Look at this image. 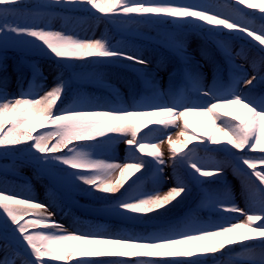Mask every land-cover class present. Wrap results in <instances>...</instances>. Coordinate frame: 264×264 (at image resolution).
I'll return each mask as SVG.
<instances>
[{
	"label": "snow or ice",
	"instance_id": "1",
	"mask_svg": "<svg viewBox=\"0 0 264 264\" xmlns=\"http://www.w3.org/2000/svg\"><path fill=\"white\" fill-rule=\"evenodd\" d=\"M241 5L259 10L264 21V0H232L224 6L211 0H0V159L14 158L31 166L36 179L47 181L44 201L30 190H17L16 184L0 183V264H15L12 257L21 251L27 257L24 264H207L234 247L241 249L239 259L230 258L228 264H264V24L257 27L247 20L256 13ZM57 9L91 12L92 18L123 31L173 25L160 41L168 56L156 64L162 69L166 60L172 62L169 90L159 89L158 73L149 70L152 61L144 48L128 38L113 43L107 36L70 34L67 27L55 30L46 21ZM192 34L203 38L198 56L211 65L210 86L202 83L204 65L196 50L189 51ZM249 37L258 42L253 46L260 53L259 64L252 60L251 75L234 62L228 45L231 38ZM210 41L228 65L227 85ZM9 52L15 55L9 57ZM244 55L243 49L235 53ZM32 56L54 62L58 71L50 88L34 84L46 78ZM121 66L145 85L138 99L133 94L132 103L120 99L118 91L109 100L81 90L84 79L113 87L99 70ZM10 71L19 88L14 94L7 91ZM27 71L32 81L25 89ZM180 76L190 87L177 92L173 81ZM191 117L208 125L203 136L185 135ZM178 120L183 122L178 135L184 139L167 137L174 183L162 190L167 162L152 141L163 140L143 130L163 133ZM120 139L132 162H116L113 145ZM192 141L199 143L190 147ZM198 148L223 152L226 159H202ZM253 152L260 154H249ZM100 155L106 158H95ZM228 166L241 178L245 207L232 197L225 178ZM142 178L151 181L147 191L140 190ZM211 184L219 187H204ZM192 186L203 194L199 207L215 220L200 219L193 207L172 214ZM78 197L92 201L86 211L97 219L115 218L130 227L110 231L103 223L83 222L66 229L55 219L57 210L82 208ZM234 219L239 222L232 223Z\"/></svg>",
	"mask_w": 264,
	"mask_h": 264
},
{
	"label": "trees",
	"instance_id": "2",
	"mask_svg": "<svg viewBox=\"0 0 264 264\" xmlns=\"http://www.w3.org/2000/svg\"><path fill=\"white\" fill-rule=\"evenodd\" d=\"M211 2L218 6H224L225 4H229L227 2L221 1V0H211ZM90 7V6H88ZM95 11V10H92ZM244 11L246 12V6H244ZM97 15H100L97 13ZM64 17H68L67 20L64 19ZM247 20L254 23L257 27H259L261 24H264V21L260 20L256 16L249 15L246 17ZM51 24V26L55 30H61L65 27L70 30L71 32H75L79 34L81 37H92V38H99L101 36H107L111 38L113 43H116L117 41H120L122 39L128 38L130 43L136 44L138 46H141L145 49V56L152 61L151 65L149 66L150 71H156L158 74L156 76L158 83V87L162 92H167L169 90V78H168V71L172 67V62L169 60H166L167 67L162 69H157L156 64L157 61L161 58L162 55L165 57L168 56L167 51L161 46L160 41L164 38V35L166 33H170L173 30V25L171 24H164L159 27L147 25V26H140L139 31H123L118 25L110 24L104 20H98L92 18L91 12H83V11H77V12H71V13H65L61 12L59 9L56 10L53 18L50 21H46ZM119 27V28H117ZM193 37H200L203 39L199 34H192L189 37V51L196 50L197 59L200 60V63L204 65V67L208 68L209 72L211 73V65L201 59L198 56V48L200 45L192 46L191 45V39ZM217 40H223L224 37H217ZM251 42V43H249ZM203 44V43H202ZM228 45L230 50L233 53L234 56V62L236 64L243 65L244 69L250 73H252V60L255 59L258 64L260 60V53L258 51V47H254L252 39L249 37L247 39H239V38H231L228 40ZM208 47L210 50H212L215 54V59L221 64V67L224 69L222 79L223 82L227 85L230 82V76L228 72V65L224 61V57L220 54L219 50L216 47V44L214 42H209ZM244 50L245 55L244 56H235L236 52H239L241 50ZM9 57H12L15 55L13 52L8 53ZM18 58V57H17ZM31 60L38 63V66L40 70L43 72L45 80H35L34 84L36 86H40L43 84L45 86V89L50 88L53 83L54 77L57 75V69L54 64V62L50 59H44L38 56H32L30 57ZM128 63V62H125ZM8 64L12 65V59H9ZM203 67V68H204ZM203 68L201 69L202 72H204ZM79 71V70H77ZM104 74L103 79L113 87H101L96 85L93 81H89L87 79H84L81 81L82 88L81 90L88 94H93L99 97H103L105 99H114L113 93L115 91H118L120 93L119 98L126 101L127 103H132V97L133 94L136 95V98H139V95L143 94L145 85L138 81L135 77V74H133L128 69L121 67H103L99 70ZM9 82L7 86V91L10 94L17 93L19 88L17 84L16 74L14 72H9ZM68 73L65 72L64 76L65 78L68 77ZM183 76L177 77L173 81V86L177 92H179L182 89L188 88V86L182 81ZM32 81V74L30 71H27L25 73V80H24V88L27 89L29 87V82ZM214 81L209 78H203L202 83H206L208 86H210ZM77 85H73V88H76ZM243 90V89H242ZM42 94V92H41ZM195 98V96L193 97ZM202 118L200 117H191L189 118V128H188V134L192 135L193 133L202 136L208 125L206 123H200ZM183 123V122H182ZM143 134L151 136H158L164 134L154 130L152 133H148V130H143ZM152 142L156 143V140H153ZM211 147H216L215 145H210ZM233 152H236L237 150L232 149ZM114 155L116 162L118 163H126V162H132L128 156V148L126 146L125 152L121 155H116L115 149H114ZM144 155L145 159H150L146 156V154H140ZM202 159H209L214 158L216 160H225V153L223 152H206L204 150H201L197 154ZM95 158L98 159H105L106 157L103 155L96 156ZM117 159H120L121 162L117 161ZM171 175H170V184L172 185L174 183V180L172 178V168H171ZM169 172V173H170ZM178 174L183 175V171L181 169H177ZM138 175V174H137ZM150 175V173H149ZM230 177V178H229ZM22 178V179H21ZM134 178V177H133ZM225 178L226 182L229 186V189L232 193V197H235V188L241 189L238 191L239 194L242 195V198H240V203H242L243 207L246 206V199L245 195L243 194V188H242V182L239 174L234 172L233 167L228 166L225 168ZM237 179L238 182H236V185L232 186L230 183V179ZM239 179V180H238ZM255 180V177H253ZM165 180V177H164ZM7 182L9 184H16L18 185L17 190H30L31 194L35 196L40 201H44L46 197L45 193V184L47 181H41L36 179L33 176V169L31 166L28 165H19L14 158H8V159H0V183ZM140 184V190H149L151 188V181L150 180H144L142 178L141 182H138ZM257 183V181H256ZM127 186V185H126ZM134 188L136 186H133ZM205 188H217L219 187L218 184H211V185H204ZM197 191L201 192L200 188L196 186H192V191L189 195L185 197V199L176 206L175 209L172 210V214L174 215H183L184 212L187 210L188 207H195V205L200 203L202 200V195L199 193H196ZM79 203L83 205L82 208H74L71 210L65 209V211L57 210V214L55 216V219L58 220L60 223L64 224L65 228L68 230H73L76 227H79L81 223L83 222H97V223H103L105 224L110 231H117L121 228L130 227L129 225H123L119 222L118 219L115 218H109V219H97L93 214L86 211V209L93 206V203L90 199L86 197H78ZM67 212L68 214H65ZM198 217L202 220H215V216L206 215L204 213L198 212ZM137 231H143L142 228H137ZM3 241L0 240V245H3ZM241 251L240 248L236 249L233 253L234 258H239L237 256V253ZM3 255V251L0 250V256ZM17 264H24L27 257L24 255V253L21 251L18 255H15L12 257ZM215 259V258H214ZM212 258H209L208 261H210L209 264H215V261ZM230 258H227L225 256L221 257V259L218 260L216 264H228Z\"/></svg>",
	"mask_w": 264,
	"mask_h": 264
},
{
	"label": "rangeland",
	"instance_id": "3",
	"mask_svg": "<svg viewBox=\"0 0 264 264\" xmlns=\"http://www.w3.org/2000/svg\"><path fill=\"white\" fill-rule=\"evenodd\" d=\"M221 1H224V2H227V3H229V4H231L232 3V0H221ZM241 8H244L242 5L240 6ZM246 10H248V11H250V13H252V12H255L256 13V16H260V13H259V10H253V9H247L246 8ZM117 28H119V27H117ZM252 39V38H251ZM253 41V44L254 45H258V42H256V41H254V40H252ZM202 43H204V41H203V39H201L200 37H193L192 39H191V45L192 46H196V45H201ZM261 47H264V46H261ZM258 49V48H257ZM203 70H204V77L203 78H207V79H209V78H211V73H208L209 72V70H208V68H206V67H204L203 68ZM252 73H250V75H251ZM80 83H81V81H80ZM204 85L205 86H208L206 83H204ZM183 131V123H182V121H180V120H178L177 122H176V125L175 126H172V127H170V128H168L167 130H165L164 131V134L163 135H161L160 137H159V139L160 140H163V143H159V140H156V143H158V145H159V149H160V151L162 152V154H163V158L165 159V161L167 162L165 165H164V177H165V181H166V183L163 185V188H162V190H166L167 189V187H169V186H171V184H170V175H171V168H172V166H171V162L169 161V157H170V155H171V152H170V150H169V148H170V146H169V144H168V140H167V137L169 136V135H171V137H172V139L174 140V141H182L183 139H184V136H179L178 134L179 133H181ZM206 131H207V129H206ZM205 131V132H206ZM185 135H189L188 134V132H186L185 133ZM204 135V134H203ZM202 135V136H203ZM199 143V141H192L191 143H190V147L193 145V144H198ZM177 147H179V143H177V145H176ZM113 147H114V149H115V152H116V155L118 156V155H121V154H123L124 152H125V148H126V144L124 143V140L123 139H120V140H118V142H116L114 145H113ZM201 150H203V149H201V148H198L197 149V154H198V152H200ZM250 155H259L260 153L259 152H253V153H249ZM117 161H119V162H121V160L120 159H117ZM123 162H121V164H122ZM245 168L247 167V166H244ZM170 172V173H169ZM230 178V177H229ZM239 180V179H238ZM236 182H238L237 181V179H230V183H231V185L233 186H235L236 185ZM257 184H259V181L257 180ZM241 189H236L235 188V190H234V192H235V197H233V199L235 200V202L240 206V207H243V205H242V203H240V198H242V195L241 194H239L238 193V191H240ZM196 193H199V194H201V192H199V191H197ZM201 201V200H200ZM201 203V202H200ZM200 203L198 202V204H197V207L201 210V211H203V212H205V213H209L208 212V210H207V208H203V207H199V205H200ZM231 215H239V214H231ZM240 219L241 220H243L244 218L243 217H240ZM236 222H239L238 220H232V223H236ZM239 247H234L233 248V250L231 251V252H228V251H226L223 255H219V254H217V257L216 258H219V259H221V257L222 256H225V255H231L233 252H235V250L236 249H238ZM236 259H239V258H236ZM217 263V262H216ZM215 263V264H216ZM15 264H17V262H15Z\"/></svg>",
	"mask_w": 264,
	"mask_h": 264
}]
</instances>
